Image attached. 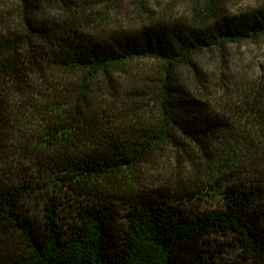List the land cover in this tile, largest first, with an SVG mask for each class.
I'll list each match as a JSON object with an SVG mask.
<instances>
[{"label":"trees","instance_id":"trees-1","mask_svg":"<svg viewBox=\"0 0 264 264\" xmlns=\"http://www.w3.org/2000/svg\"><path fill=\"white\" fill-rule=\"evenodd\" d=\"M55 1L0 0V264H264V185L234 174L264 154V85L219 70L214 108L198 60L263 36L264 4L226 12L203 0L190 22L98 38L83 30L93 3L66 29L46 9ZM143 60L159 68L130 69ZM180 144L190 171L143 188L148 165ZM21 158L31 176L8 173ZM33 175L41 225L23 204ZM212 194L221 205L183 206ZM230 245L238 258L222 254Z\"/></svg>","mask_w":264,"mask_h":264},{"label":"rangeland","instance_id":"rangeland-1","mask_svg":"<svg viewBox=\"0 0 264 264\" xmlns=\"http://www.w3.org/2000/svg\"><path fill=\"white\" fill-rule=\"evenodd\" d=\"M203 0H56L52 7H46L56 15V21L62 28H81L84 18H81L80 7L86 2L93 3L95 7L90 10L94 22L92 25L83 27L84 32L90 33L98 38H105L111 33L131 35L137 33L140 26L147 23L163 22L164 20L187 21L190 22L191 14ZM264 4V0H218V8L223 11L237 12L241 9H253ZM216 51L199 57V62L207 74L205 94L201 100L207 102L215 108L216 86L221 83L219 70L225 71L224 80H232V77L241 76L242 79L256 81L264 85V35L255 39H247L240 43L229 44L223 54ZM159 64L154 60H143L131 63V70L137 73L156 72ZM186 144L165 147L148 165L146 173L143 175L145 189H155L159 185L160 178H166L170 172L176 168L183 172L190 171L187 161L180 164L181 156L188 158ZM191 153L199 155L196 147L190 145ZM253 157L244 158L235 169L234 174L240 178H251L252 175L261 178L264 185V154L253 153ZM8 173L19 174L25 169L29 176V162L26 159H16L9 163ZM200 179H205L202 173L196 175ZM39 178L32 176V188L24 198L23 204L28 214L34 218L37 225L43 222V205L45 202V190L41 187ZM221 205V198L217 194L203 197L199 195L183 201V206L188 210L211 209ZM222 252L227 258H238V248L235 246H224Z\"/></svg>","mask_w":264,"mask_h":264}]
</instances>
